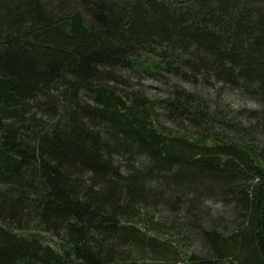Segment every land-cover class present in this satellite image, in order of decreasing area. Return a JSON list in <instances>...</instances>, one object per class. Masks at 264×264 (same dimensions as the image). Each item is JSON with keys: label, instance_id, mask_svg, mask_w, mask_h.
Masks as SVG:
<instances>
[{"label": "trees", "instance_id": "obj_1", "mask_svg": "<svg viewBox=\"0 0 264 264\" xmlns=\"http://www.w3.org/2000/svg\"><path fill=\"white\" fill-rule=\"evenodd\" d=\"M0 264H264V0H0Z\"/></svg>", "mask_w": 264, "mask_h": 264}, {"label": "rangeland", "instance_id": "obj_2", "mask_svg": "<svg viewBox=\"0 0 264 264\" xmlns=\"http://www.w3.org/2000/svg\"><path fill=\"white\" fill-rule=\"evenodd\" d=\"M142 84L144 85V88L147 90H151L152 92L154 91L153 89L149 88V86H155V83L150 81L148 78H143L141 80ZM224 100L226 102L227 105H229L230 107L233 108H239L241 106H252L253 103L244 98L241 94H237L236 92H234L233 90L227 89L224 93ZM206 204L209 205L210 209L216 211L218 210L219 205L218 204H210L208 201H206ZM220 210V209H219Z\"/></svg>", "mask_w": 264, "mask_h": 264}]
</instances>
